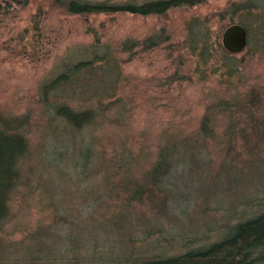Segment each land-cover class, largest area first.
<instances>
[{
    "label": "rangeland",
    "instance_id": "obj_1",
    "mask_svg": "<svg viewBox=\"0 0 264 264\" xmlns=\"http://www.w3.org/2000/svg\"><path fill=\"white\" fill-rule=\"evenodd\" d=\"M6 1L0 124L19 127L28 148L0 224L4 263L40 252L44 263L137 264L215 242L228 224L264 210V144L253 157L256 136L230 142L224 122L208 115L217 101L264 89V0H207L148 17ZM231 25L263 33L230 54L221 37ZM159 34L158 46L141 44ZM125 40L137 46L96 53L103 60L78 77L83 85L54 83L64 63L93 59L85 47L117 50ZM191 40L194 52L184 46ZM66 112H89L90 122L74 126ZM162 161L169 167L157 168Z\"/></svg>",
    "mask_w": 264,
    "mask_h": 264
},
{
    "label": "trees",
    "instance_id": "obj_2",
    "mask_svg": "<svg viewBox=\"0 0 264 264\" xmlns=\"http://www.w3.org/2000/svg\"><path fill=\"white\" fill-rule=\"evenodd\" d=\"M206 1L207 0H49L52 4L51 6L64 9L66 14L73 16L129 13L141 17L163 16L171 10L191 8L203 4ZM27 3L28 0H7L5 3L6 7L4 8H9L12 5L25 6ZM245 29L250 39L255 33H263V31L259 33V31L252 29L250 26ZM195 34L199 35L197 32ZM162 35L163 34H159L158 36L147 38L141 44L146 48H154L163 41ZM203 41L204 40H202L199 47V55L201 58L207 51V44L203 43ZM188 45L189 46L184 42V46L187 48L189 47L192 52L198 48L197 42L192 40ZM136 46L137 42L125 40L118 45L117 50H111L106 46L99 45L85 47L86 54L88 56H93V59L86 61V57L80 58L74 61L71 67H65L64 63L62 65L63 70L59 76H57L58 79H56L54 83H58V81L66 82L70 78H76L75 82H79L80 79L78 77L87 72L93 75L98 68L97 60H103L100 57L99 59H94L96 56L95 54H98L99 51H103L104 53H102V55L107 59L112 52L129 53ZM79 84L83 85L84 83L79 82ZM45 98L44 96V100H46ZM210 114L213 116L215 122L218 119L224 122L222 136L230 142H233L237 136L245 137L248 135L246 132L251 133L252 136H256L255 144L252 146L250 155L253 157L257 155L255 152L257 150L260 151L259 145L264 144L263 88H251L240 95L235 93L225 101H217L208 109V115ZM63 115L77 127L90 122L89 112L78 114H68L66 112L63 113ZM208 115L204 120L209 124L208 127H210L211 118ZM205 127L206 126L202 124L201 130L204 131L207 128ZM18 130L19 127H12L5 121L0 124V224H2L6 218L7 196L17 183L19 178V163L28 148L26 140ZM171 151L173 152V150ZM168 161L170 160L168 159ZM163 162L164 161L158 162L156 165L157 168L160 166L169 167L170 164L165 162L163 164ZM254 164H256L254 161L250 163L251 166H254ZM152 175V178H154L156 172L153 171ZM224 229V233L221 235L222 237L215 242L195 249L186 250L178 255H171L168 257L158 256L137 264H264V251L257 252L259 249H264V210L232 225L228 224ZM39 239L40 237L38 236V240ZM39 253L40 252H38V256L30 254L26 258V261L11 264H54L53 261L42 262V258L45 260V257ZM2 256L3 249L2 243L0 242V264H6L3 262ZM75 262L76 260H72L68 264H74ZM87 264H89V262Z\"/></svg>",
    "mask_w": 264,
    "mask_h": 264
},
{
    "label": "water",
    "instance_id": "obj_3",
    "mask_svg": "<svg viewBox=\"0 0 264 264\" xmlns=\"http://www.w3.org/2000/svg\"><path fill=\"white\" fill-rule=\"evenodd\" d=\"M246 42V30L239 25L228 26L222 33L221 44L227 53H241L246 47Z\"/></svg>",
    "mask_w": 264,
    "mask_h": 264
}]
</instances>
